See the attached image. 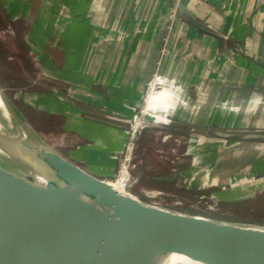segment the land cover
Segmentation results:
<instances>
[{"label": "crops", "instance_id": "obj_1", "mask_svg": "<svg viewBox=\"0 0 264 264\" xmlns=\"http://www.w3.org/2000/svg\"><path fill=\"white\" fill-rule=\"evenodd\" d=\"M182 2L203 28L176 12L173 0L3 2L18 25L32 20L31 54L41 78L48 76L34 105L67 142L65 156L92 174L108 179L118 172L126 130L155 72L165 87L151 95L147 113L182 153L156 159L178 165L173 178L197 186L203 165L212 172L222 166L220 185L227 175L264 170V0ZM29 10L38 11L35 19L28 20ZM156 132L142 130L139 165L143 157L155 165L149 147ZM203 142H210L204 154L223 162L205 164Z\"/></svg>", "mask_w": 264, "mask_h": 264}, {"label": "water", "instance_id": "obj_2", "mask_svg": "<svg viewBox=\"0 0 264 264\" xmlns=\"http://www.w3.org/2000/svg\"><path fill=\"white\" fill-rule=\"evenodd\" d=\"M173 2L176 12L203 28L182 0ZM40 137L33 143L41 159L0 140V264H55L58 259L85 264L107 258L127 264H264L250 247L153 213V205L128 191H114L108 180ZM251 230L246 235L261 241Z\"/></svg>", "mask_w": 264, "mask_h": 264}, {"label": "rangeland", "instance_id": "obj_3", "mask_svg": "<svg viewBox=\"0 0 264 264\" xmlns=\"http://www.w3.org/2000/svg\"><path fill=\"white\" fill-rule=\"evenodd\" d=\"M4 1L5 0H0V103H2V117L5 119L9 115H14L29 122V118L32 119L31 116L34 117V115L32 112L30 113L23 109L22 105L26 104L35 110L37 109V105L35 106L34 103L37 104L39 99H37L35 95L39 92H43L42 90L39 91V83H41V81L43 82L45 77H48L42 74L41 78L38 73L39 70L37 66H35L38 62L31 54L33 46L30 45L32 43L28 40V33L30 29L33 28L31 23L32 20L29 19H35L38 11H27L29 24H26L27 26L18 25L17 20H12L13 12L15 11L7 10V8L3 6ZM21 109L25 113L22 112ZM36 111L40 113L38 116L40 118H35V122L38 121L36 123L37 126L35 127L30 122L29 124L49 146L65 156L66 150L68 149L67 147H69L66 144L67 142H65L64 138H61L60 135L58 136L55 129L51 126L48 113L40 112L38 109ZM26 116H28V119ZM6 120L15 127L14 122L9 120V117L6 118ZM222 129L224 128H221L220 131H222ZM126 131L128 140L130 133L128 130ZM220 131L217 132L215 130L212 132L219 133ZM208 134H212L211 131L208 132ZM221 138L223 139L220 144V150L222 151V147L226 146L227 143L223 137ZM202 144V152L204 154L205 150L203 147L209 146L210 142H203ZM164 158L167 159L162 155L156 157L154 152L150 155L152 163H154L156 159L163 161L165 160ZM216 158L219 159L218 161L221 160L223 162V157L221 159L219 154H209L207 157L203 155V162L205 161L204 163L208 164L210 159L215 160ZM159 166H168V172H176L175 168L178 165H138L134 173L139 176L138 170L140 167H149L156 171L160 169V171L168 174V172L165 171L166 169L162 170ZM199 174L201 175V181L197 186L192 184L183 185L182 178L179 180L175 179L176 184L179 187L185 188L188 193H178L166 187L162 188L168 193L167 195L148 192L153 194L157 200L158 204H152L153 207L160 206L171 212H177L180 215L186 214L184 215L186 217H189L188 215L197 216L206 219V222L210 220L221 224H232V226L236 225L243 229H264V170L253 169L249 174L243 173L241 176H235L231 179H229L227 175L223 184L220 185L216 179H218V177L222 179V166H220V169L215 168L212 172L209 165H203ZM117 176L118 172L113 177L106 178V180L114 181ZM215 181L217 183H215ZM213 182L215 184H213ZM140 185H142L145 190L152 188L150 185L142 182L141 179ZM137 192H139V197L144 203L151 204L152 201L146 194L141 193V190ZM235 222H237V224ZM212 223L210 222L212 226H215L214 224L216 223ZM216 225V227L220 226L219 228L221 229L229 228L227 225Z\"/></svg>", "mask_w": 264, "mask_h": 264}, {"label": "bare ground", "instance_id": "obj_4", "mask_svg": "<svg viewBox=\"0 0 264 264\" xmlns=\"http://www.w3.org/2000/svg\"><path fill=\"white\" fill-rule=\"evenodd\" d=\"M1 107H2V103H0V113H1L0 114V116H1L0 117V140L5 139V140L15 144L17 147L22 148V149L28 151L29 153H31L32 155L41 159V155L37 152L35 144L33 143V139L35 140V138H39L40 135L33 128H31V126H29L27 123H25L24 120L18 118L17 116H14V115L10 116L9 115L6 118L9 117V120H12L14 122L15 127L12 126V124H10L6 120V118L4 119V117H2L3 110L1 109ZM0 151H4V150L0 147ZM203 155H205V154H203ZM206 157H207V155H206ZM106 182L114 191H122L123 190V185L120 182H114V181H109V180ZM152 211H153V213H156V214L161 215V216H165L168 218H172L175 220H179L182 222H186V223L201 227V228L211 232L216 237L228 240V241H230L236 245L250 247L251 249H253L256 252L257 255H255V254L254 255L258 258V260L261 261L262 263H264V245H262V244H264L263 243L264 242V229H261V230L254 229L258 235H261L260 237L262 238V240L260 241L259 239H251L246 235V233L250 234L249 232L251 229H241L240 227H236V225H233V226L227 225V227H229L228 229H226V228L221 229V228H219L220 226L216 227L217 225L211 222L212 224L215 225V226H212L210 224V221H208L209 222L208 223L205 221V219L195 217V216L186 217L184 215L178 214L177 212H171L168 209H165V208L160 207V206L153 207ZM235 223L237 224V222H235ZM240 226H242V225H240ZM251 231H253V230H251ZM55 264H75V263L66 262V261L58 259ZM85 264H127V263L121 262V261L116 260V259L107 258V259H105V261H101V259L100 260L97 259L96 261H93L91 263H85Z\"/></svg>", "mask_w": 264, "mask_h": 264}, {"label": "built area", "instance_id": "obj_5", "mask_svg": "<svg viewBox=\"0 0 264 264\" xmlns=\"http://www.w3.org/2000/svg\"><path fill=\"white\" fill-rule=\"evenodd\" d=\"M164 87V84L159 80L158 73L155 72L151 80H149L148 82V87L144 95L142 106L139 107L137 114L130 121V125L128 128L130 136L126 143L125 152L121 155L119 160L118 176L114 180V182H120L123 185L124 191H128L139 199L141 198L139 197V192L137 191L141 190V193L146 194L147 197L151 199L152 202L150 205L158 204L155 196L150 193L156 192L159 195H167L168 193L163 189L156 187L145 190L142 185H140L139 176L134 173V170L141 163L140 159H136L135 148L142 130L145 127H153L156 129L158 128L153 138V144L151 145V148L154 152L166 157H181L182 155L177 146L173 147L172 143L170 145H167V142L172 140L171 134L165 132L164 130H160L163 125L147 113L148 111L146 106L150 96L154 92L162 90ZM138 131H140L139 134H137ZM160 143H165V145H159Z\"/></svg>", "mask_w": 264, "mask_h": 264}, {"label": "trees", "instance_id": "obj_6", "mask_svg": "<svg viewBox=\"0 0 264 264\" xmlns=\"http://www.w3.org/2000/svg\"><path fill=\"white\" fill-rule=\"evenodd\" d=\"M21 106V105H20ZM22 108L25 109L27 112H32L34 117H32V119L29 118V122L31 124H33L35 127L37 126V122H35V118L37 119V117L40 115L39 112H37L35 109L29 107L28 105H22ZM22 112H24L22 109H21ZM25 113V112H24ZM29 114V113H28ZM26 115V114H25ZM27 119H28V116H26ZM40 118V117H38ZM171 132H176L173 131L172 129H170ZM151 148V146L149 147V149ZM145 162H146V159L143 157V162L141 165H145ZM166 163V165H170L169 162L167 161H164ZM154 164L155 165H163L162 163L158 162V161H154ZM160 167V166H159ZM162 170H165L166 172L167 171V168L168 166L164 167V166H161L160 167ZM138 174H139V178L141 179L142 182H144L145 184L147 185H150L151 187H156V188H160V189H163L162 187H166L172 191H176L178 193H188V191L185 189V188H182V187H179L176 182H175V178H173L170 174V172H168V174L164 173L163 171H160V169H158L157 171L156 170H152L151 168L149 167H140L139 170H138ZM169 175V176H168ZM142 184V183H141ZM158 186V187H157ZM196 192V191H194Z\"/></svg>", "mask_w": 264, "mask_h": 264}]
</instances>
